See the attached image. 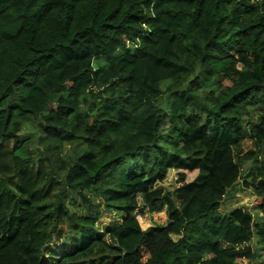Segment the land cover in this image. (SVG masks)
I'll return each mask as SVG.
<instances>
[{
  "label": "trees",
  "instance_id": "trees-1",
  "mask_svg": "<svg viewBox=\"0 0 264 264\" xmlns=\"http://www.w3.org/2000/svg\"><path fill=\"white\" fill-rule=\"evenodd\" d=\"M247 138H264V0H0V264H48L58 240L53 264H264ZM239 184L259 221L219 212ZM140 194L166 223L142 226Z\"/></svg>",
  "mask_w": 264,
  "mask_h": 264
},
{
  "label": "rangeland",
  "instance_id": "rangeland-1",
  "mask_svg": "<svg viewBox=\"0 0 264 264\" xmlns=\"http://www.w3.org/2000/svg\"><path fill=\"white\" fill-rule=\"evenodd\" d=\"M167 98L162 99V103L166 104ZM167 130V128H166ZM235 153L238 162L241 165V179L240 182L244 180V176L252 171L253 168L259 166L261 161H264V138H247L243 140L240 144L235 146ZM258 163V164H256ZM177 185V175L174 170H170L167 177L162 181L157 183L155 190L164 192L173 190ZM253 187L246 188L241 187L240 184L233 195H229L224 199L222 205L219 209L220 213H226L231 209L244 206L249 209L254 216L256 221H259L261 218V212L256 207V203L258 202V197L255 196ZM144 194H140L138 197V208L137 214L139 215L140 222L144 228L148 227L151 224H164L167 222V214L165 208L157 209L156 207L150 206L145 199ZM83 208H79L78 212H83ZM121 217L116 215L115 213H111L108 211H104L100 226L104 229L107 225H113L119 221ZM106 240L110 244H117V239L112 235H107ZM248 243V242H247ZM251 244L256 247V258L258 260L264 258V247L259 245L257 242V236L255 235ZM65 252V249L60 247L59 240L55 242L51 249L47 252V255L50 257L48 260V264H53L58 258H60L61 254ZM243 264H252L249 260H241Z\"/></svg>",
  "mask_w": 264,
  "mask_h": 264
},
{
  "label": "crops",
  "instance_id": "crops-1",
  "mask_svg": "<svg viewBox=\"0 0 264 264\" xmlns=\"http://www.w3.org/2000/svg\"><path fill=\"white\" fill-rule=\"evenodd\" d=\"M241 260H243V259H240V262H241ZM244 260H247V259H244ZM242 263V262H241Z\"/></svg>",
  "mask_w": 264,
  "mask_h": 264
}]
</instances>
